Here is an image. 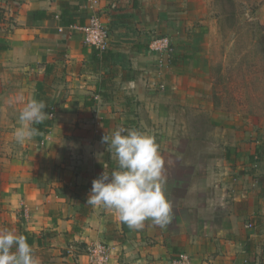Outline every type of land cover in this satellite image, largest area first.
I'll return each mask as SVG.
<instances>
[{"label":"crops","instance_id":"0c3cea01","mask_svg":"<svg viewBox=\"0 0 264 264\" xmlns=\"http://www.w3.org/2000/svg\"><path fill=\"white\" fill-rule=\"evenodd\" d=\"M96 1L94 7L89 0H0L1 52L20 60L31 52L29 58L40 64L35 99L53 111L46 118H53V126L35 136L41 137L40 155L29 158L5 184L0 229L24 235L41 264H91L87 248L95 242L111 246L109 264H170L180 252L188 253L193 264H264V159L256 156L257 144L242 152L239 165L234 159L228 163L229 177L217 175L212 190L227 196L226 202L213 198L207 205L202 193L195 201L177 200L176 190L205 188L187 180L170 186L166 181L172 218L164 227L146 220L133 229L114 209H81L93 180L118 170L103 165L102 139L118 124L113 118L121 115L125 128L134 125L136 94L152 92L154 82L165 81L163 72L172 69L169 54L149 50V34L171 16L180 19L193 10L186 0ZM94 12L108 31L104 51L88 45L81 30ZM177 23L181 30L184 22ZM168 28L172 24L163 33L171 34ZM185 59L178 57L179 66ZM92 93L94 99H88ZM103 105L111 111L108 116H88ZM80 140L88 143L81 159L70 156L68 147Z\"/></svg>","mask_w":264,"mask_h":264},{"label":"rangeland","instance_id":"374dc122","mask_svg":"<svg viewBox=\"0 0 264 264\" xmlns=\"http://www.w3.org/2000/svg\"><path fill=\"white\" fill-rule=\"evenodd\" d=\"M185 3L192 6L193 10L187 11L190 13L180 19L171 16L169 23L161 22L162 26L149 34V46L156 38H167L170 43L171 48L164 53L169 54L167 64L172 68L163 72L166 88H161L165 82L161 78L155 80L150 88L152 92L136 94L134 125L125 128L119 122L122 116L117 114L113 119L118 124L112 130L108 128V134L125 128L155 137L165 161L164 169L167 168L168 186L181 179L205 188L176 190V199L195 201L202 193L204 203L211 205L213 198L226 202L227 196L222 192L217 195L212 189L219 176L229 177L228 163L232 164L233 159L235 163L241 161L243 151L264 142V0H186ZM0 17H3L2 9ZM178 20L184 22L181 30L178 23L173 24ZM171 24L173 28H168L171 34L163 33ZM1 51L0 46V200L5 184L14 179L21 166L29 164V158L41 153V143L36 137L20 144L14 135L19 127L20 111L36 97L40 64L36 67L29 58L30 51L25 52L23 60ZM181 55L187 59L179 66ZM92 95L87 98L94 99ZM119 97L115 100L117 104L121 101ZM104 107L87 114L94 118L101 113L108 116L111 111ZM112 113L119 111L114 109ZM87 144L85 140L68 143L70 156L81 159ZM104 146L103 165L118 166L108 145L104 143ZM227 183L223 185L227 187ZM223 224L216 223L220 227Z\"/></svg>","mask_w":264,"mask_h":264},{"label":"clouds","instance_id":"9594fccd","mask_svg":"<svg viewBox=\"0 0 264 264\" xmlns=\"http://www.w3.org/2000/svg\"><path fill=\"white\" fill-rule=\"evenodd\" d=\"M42 100L28 101L18 116L15 130L20 144L39 134L35 125L49 115ZM108 145L118 161V170L106 171L93 180L87 204L114 209L129 228L139 229L146 220L164 227L171 221L172 205L165 194V161L159 152L155 137L146 133L118 128L105 135ZM24 235L11 229H0V264H41Z\"/></svg>","mask_w":264,"mask_h":264},{"label":"built area","instance_id":"2783aa9c","mask_svg":"<svg viewBox=\"0 0 264 264\" xmlns=\"http://www.w3.org/2000/svg\"><path fill=\"white\" fill-rule=\"evenodd\" d=\"M92 6H96V0H89ZM85 34L88 45L93 48L104 51L108 45V31L101 23L96 12L92 13L87 25L81 27ZM170 43L167 38H156L152 41L149 49L157 54L167 53L170 49ZM88 255L91 264H109L111 259V246L105 242H95L88 246ZM170 264H193L190 255L186 252H180L176 255Z\"/></svg>","mask_w":264,"mask_h":264},{"label":"trees","instance_id":"16d2710c","mask_svg":"<svg viewBox=\"0 0 264 264\" xmlns=\"http://www.w3.org/2000/svg\"><path fill=\"white\" fill-rule=\"evenodd\" d=\"M38 100V98H37ZM46 112L50 115L53 114L52 110H48L46 109ZM53 126V121L49 120V119H45V121L41 124L35 125V127H37L39 129V134L42 133H46L48 131V128H51ZM38 134V135H39ZM38 141L41 142V137H37ZM256 156H258V158H262L264 159V143L257 146L256 148ZM89 207H91L89 204H85V206H82V210L85 209L87 210ZM250 246V244L247 245V253L249 252L248 247Z\"/></svg>","mask_w":264,"mask_h":264}]
</instances>
